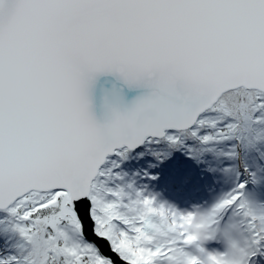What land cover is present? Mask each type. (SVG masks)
Wrapping results in <instances>:
<instances>
[{
  "label": "snow or ice",
  "instance_id": "6c2138e0",
  "mask_svg": "<svg viewBox=\"0 0 264 264\" xmlns=\"http://www.w3.org/2000/svg\"><path fill=\"white\" fill-rule=\"evenodd\" d=\"M138 148L264 197V0H0V264H182Z\"/></svg>",
  "mask_w": 264,
  "mask_h": 264
},
{
  "label": "trees",
  "instance_id": "16d2710c",
  "mask_svg": "<svg viewBox=\"0 0 264 264\" xmlns=\"http://www.w3.org/2000/svg\"><path fill=\"white\" fill-rule=\"evenodd\" d=\"M142 151V148H138L127 160L122 161L121 170L127 173L129 178L145 171L156 176L154 181L143 177L135 178L142 183H148L153 191L160 193L158 199L171 209L178 219L185 218L181 230L185 233L186 243L179 250L182 264H206L203 251L199 248L200 243L194 235L197 228L193 229L195 219L198 221L202 215H209L210 212L214 213V225L217 227H223L225 223L231 225L232 236L237 241L235 254L240 258V264H248L253 241L245 218L250 215L257 231L264 232V197L250 193L244 197L242 209H234L228 213L227 202L233 198L230 189L233 186L234 174L219 176L220 182L215 184L216 177L207 171L206 161H198L181 151H173L161 162L147 152L143 156L138 155ZM216 243L211 242L212 245Z\"/></svg>",
  "mask_w": 264,
  "mask_h": 264
},
{
  "label": "rangeland",
  "instance_id": "374dc122",
  "mask_svg": "<svg viewBox=\"0 0 264 264\" xmlns=\"http://www.w3.org/2000/svg\"><path fill=\"white\" fill-rule=\"evenodd\" d=\"M215 224L214 213L202 215L200 220L194 221L195 237L200 243V249L203 251V257L206 264H222V259L228 264H240V258L235 254L237 241L232 236V227L225 223L223 227H217ZM211 242L216 243L212 245ZM233 246V247H232Z\"/></svg>",
  "mask_w": 264,
  "mask_h": 264
},
{
  "label": "clouds",
  "instance_id": "9594fccd",
  "mask_svg": "<svg viewBox=\"0 0 264 264\" xmlns=\"http://www.w3.org/2000/svg\"><path fill=\"white\" fill-rule=\"evenodd\" d=\"M222 264H228V262L222 259Z\"/></svg>",
  "mask_w": 264,
  "mask_h": 264
}]
</instances>
